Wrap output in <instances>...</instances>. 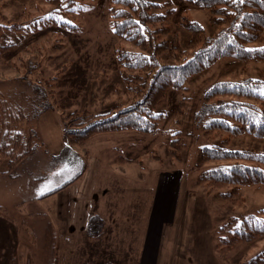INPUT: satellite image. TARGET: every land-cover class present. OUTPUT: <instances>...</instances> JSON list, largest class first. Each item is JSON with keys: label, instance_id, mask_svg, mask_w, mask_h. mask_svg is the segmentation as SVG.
Instances as JSON below:
<instances>
[{"label": "rangeland", "instance_id": "obj_1", "mask_svg": "<svg viewBox=\"0 0 264 264\" xmlns=\"http://www.w3.org/2000/svg\"><path fill=\"white\" fill-rule=\"evenodd\" d=\"M150 1L168 14L151 28L164 30L155 42L178 49L158 54L153 68L131 71L120 67L118 52L136 48L115 35L112 0H0V85L30 72L31 83H49L53 91L37 105L28 83L18 100L28 116L21 128L35 133V150L12 173L0 160V264H247L255 258L264 264V236L245 243L235 234L245 220L264 221V186L225 197L220 194L230 188L202 180L207 171L234 164L203 161L206 147L227 141L230 149L264 153V139L208 131L209 109L230 98L206 99L219 84L264 80V62L220 60L166 94L154 111L163 115L158 132L99 133L63 154L64 116L77 129L74 112L89 111L95 120L142 102L161 65L188 61L229 28L213 25L210 11L184 0ZM184 20L203 27L196 44ZM262 47L264 35L248 45ZM81 170L75 185L43 197ZM88 204L90 215L105 219L101 237L71 227Z\"/></svg>", "mask_w": 264, "mask_h": 264}, {"label": "trees", "instance_id": "obj_2", "mask_svg": "<svg viewBox=\"0 0 264 264\" xmlns=\"http://www.w3.org/2000/svg\"><path fill=\"white\" fill-rule=\"evenodd\" d=\"M184 1L190 6L210 11L213 25H229V28L215 39L206 41L188 61L161 65L149 86L145 84L144 88L148 87V90L142 102L121 109L111 117L95 120L91 119L89 111L82 116L74 112L71 116H74L72 121H79L77 129L70 126L69 117L64 116L66 145L63 154L73 151L74 145L99 133L130 130L144 134L158 132L159 121L163 115L154 111L161 105L166 94L171 90L181 89L189 79L207 71L220 60L230 58L237 61L264 62V47L248 48L250 43L259 41L264 35V0ZM158 10H160L158 4L150 0H112L110 14L115 35L136 48L135 51L126 48L119 50L118 63L121 68L131 71L153 68L154 59L158 54L178 49V45L174 47L169 42H155L156 34H162L164 30H151L152 26L168 20V14ZM182 24L192 33V43L196 44L204 33L202 25L193 20L186 22L184 20ZM140 54L149 55L150 58L137 60ZM29 73L0 85V160L8 162L6 173H12L35 150V133L32 129L24 131L21 128L22 125L28 126V116L18 101L28 94L27 91L24 94L22 87L28 83L35 85L31 97L37 105L42 103L49 92H53L48 89L49 83L46 85L31 83L28 79ZM123 79L128 80L126 76ZM26 87L29 90V87ZM261 92H264V80L254 78H247L237 84H219L212 88L206 94L208 101L215 97H228L230 100L221 101L209 109L208 117L211 121L207 126L208 131L217 130L230 136L251 135L264 139V95ZM226 145L227 141H223L216 146L204 148L202 159L205 162L233 161L234 164L207 171L202 180L212 183L217 189L230 188V192L220 194L225 197L235 196L242 187L264 186V153L230 149ZM83 173L84 170H81L74 179L43 197L64 189ZM251 219L241 224L243 232L235 233L238 241L248 243L258 236H264V221ZM104 228L105 220L102 217L99 215L90 217L88 221L90 237H99ZM256 261L257 258L247 264H258Z\"/></svg>", "mask_w": 264, "mask_h": 264}, {"label": "crops", "instance_id": "obj_3", "mask_svg": "<svg viewBox=\"0 0 264 264\" xmlns=\"http://www.w3.org/2000/svg\"><path fill=\"white\" fill-rule=\"evenodd\" d=\"M77 180H79V179H77ZM77 180H75L74 182H72V183H70L69 185H68V187L71 185V184H76V182H77ZM50 196V195H49ZM91 214V207H90V205L88 204L86 207H85V209H81L80 211H79V213L77 214V217H75V222H72V226L71 227H73L74 228V230H88V221H89V219H90V217L91 216H93V214L92 215H90ZM94 215H96V214H94ZM100 217H102V216H100ZM103 218V217H102ZM104 219V218H103ZM105 220V219H104ZM146 235H147V237L146 238H148V235H149V231H147V233H146ZM68 240H70V239H68ZM67 240V241H68ZM68 244V243H67ZM67 245H66V249H67ZM143 251H144V249H143ZM141 261V260H140ZM142 264V263H141Z\"/></svg>", "mask_w": 264, "mask_h": 264}, {"label": "snow or ice", "instance_id": "obj_4", "mask_svg": "<svg viewBox=\"0 0 264 264\" xmlns=\"http://www.w3.org/2000/svg\"><path fill=\"white\" fill-rule=\"evenodd\" d=\"M262 95H264V92H261Z\"/></svg>", "mask_w": 264, "mask_h": 264}]
</instances>
